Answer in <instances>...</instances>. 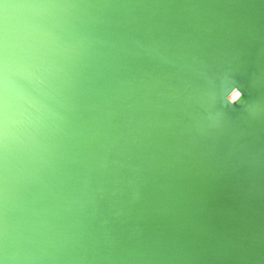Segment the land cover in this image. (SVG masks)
Segmentation results:
<instances>
[{"label": "clouds", "instance_id": "1", "mask_svg": "<svg viewBox=\"0 0 264 264\" xmlns=\"http://www.w3.org/2000/svg\"><path fill=\"white\" fill-rule=\"evenodd\" d=\"M229 95L233 98V99H235L236 97H239L240 99L242 98V96H243V93H242V91L239 89V88H234L230 93H229ZM239 99V100H240Z\"/></svg>", "mask_w": 264, "mask_h": 264}]
</instances>
